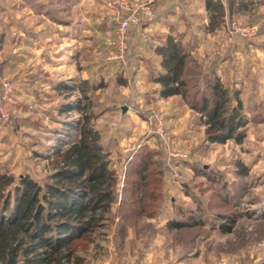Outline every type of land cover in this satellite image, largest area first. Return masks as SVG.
<instances>
[{
    "label": "rangeland",
    "instance_id": "rangeland-1",
    "mask_svg": "<svg viewBox=\"0 0 264 264\" xmlns=\"http://www.w3.org/2000/svg\"><path fill=\"white\" fill-rule=\"evenodd\" d=\"M109 1L0 0V104L4 81L15 85L7 118L0 115V173L45 182L57 147L66 148L89 115L118 183L111 208L74 241L79 264H264V0H236L232 11L229 0H212L226 8L213 12V30L207 0L163 8L181 22L173 34L191 50V95L200 98L211 70L239 92L242 142L207 141L199 112L179 94L151 104L129 94L142 57L135 36L148 43L156 33L143 25L159 17L158 0H126L151 4L154 16L130 26L123 52L116 32L126 12ZM141 61L149 77L160 69L154 55ZM153 113L187 157L168 153ZM175 220L195 224L175 228Z\"/></svg>",
    "mask_w": 264,
    "mask_h": 264
},
{
    "label": "trees",
    "instance_id": "trees-1",
    "mask_svg": "<svg viewBox=\"0 0 264 264\" xmlns=\"http://www.w3.org/2000/svg\"><path fill=\"white\" fill-rule=\"evenodd\" d=\"M235 1L229 0L231 11ZM206 5L211 11L208 29L213 30L219 24L213 12L223 16L226 8L212 0ZM157 52L162 69L153 79L160 84L159 94H179L196 109L206 126L207 141L233 138L242 142L246 119L239 92L231 93L211 70L202 75L204 86L198 88L201 95L196 100L186 75L191 50L178 36L168 34ZM56 155L55 168L43 183L28 174L0 173V264H79L75 239L90 231L115 201L118 177L89 115L83 118L75 139L64 149L57 147ZM147 169L145 164L141 170L146 184ZM193 224L175 220L171 225L182 228ZM231 229L222 228L224 232Z\"/></svg>",
    "mask_w": 264,
    "mask_h": 264
},
{
    "label": "crops",
    "instance_id": "crops-1",
    "mask_svg": "<svg viewBox=\"0 0 264 264\" xmlns=\"http://www.w3.org/2000/svg\"><path fill=\"white\" fill-rule=\"evenodd\" d=\"M175 2L177 3L176 0H158L156 3V7H157V19L152 22L151 24H145L143 25L145 28H153L156 27L157 30L153 31L154 35H152V39H150V41L147 43L145 41V37H143V35H136L135 36V40L137 41V46L134 47V50L137 51L139 50L140 53L137 54V56H142L140 59V62L138 61V65H139V69H138V73L136 72L135 76L133 77V81L132 84L130 85V89H129V94H133V95H137L136 92H140V99L138 98V101L140 102L142 95L143 97H145V100L147 103L151 104L153 102L155 103H166V102H170L173 98H179V96L177 94L175 95H171L168 97H163L159 94V88H160V84L156 81H154L153 77H149L148 75H146V72L148 71L146 69V66L143 64L144 62H142L141 60H145V58H150L151 56H156L158 58V64L157 66L160 68L157 71L162 69V66L160 65L161 63V55L157 52V46L165 40L166 36L168 34H173L180 26L178 25V23H181L180 21L178 23H176L175 21L172 20V18L170 17V13L168 10L167 11L168 15L166 17H164L165 15V11H163V8H167L170 9L171 6H173L175 4ZM177 4H175L174 7ZM170 6V7H168ZM77 31L76 30H72L71 33V44H75L74 41L77 38ZM64 38V36H63ZM63 40V39H62ZM134 40V42H135ZM147 40V39H146ZM140 45V47L138 46ZM137 47V48H136ZM74 48V47H72ZM140 48V49H139ZM200 50V49H199ZM108 56V55H107ZM61 57H64L63 52L61 54ZM76 60H78L77 57L73 58V61L75 62ZM63 65V64H62ZM61 65V66H62ZM151 86V87H149ZM151 88V89H150ZM152 90V91H151ZM143 93V94H141ZM128 94V95H129ZM153 95H156L155 99L153 97ZM135 98V96H134ZM133 101V100H132ZM142 101V100H141ZM122 111L120 112L121 115H126V107L124 105H120ZM125 107V109H124ZM172 115H176V114H172Z\"/></svg>",
    "mask_w": 264,
    "mask_h": 264
},
{
    "label": "built area",
    "instance_id": "built-area-1",
    "mask_svg": "<svg viewBox=\"0 0 264 264\" xmlns=\"http://www.w3.org/2000/svg\"><path fill=\"white\" fill-rule=\"evenodd\" d=\"M150 2L154 0H149ZM110 7H117L119 9H124L126 12V15L122 20L119 22V26L117 29V42L120 44V49L123 52L124 46H125V40L127 38V33L130 29V26L134 24H138L141 21L142 14H145V16L149 19H152L154 16V10L152 8V5L149 3L142 4L141 2H137L135 6H131V3H129L126 0H114L108 2ZM121 7V8H120ZM4 95H3V101L0 104V115L3 116V119L7 118L8 115V103H10L13 100V93L15 89V85L10 80H5L4 83ZM155 120V127H156V133L158 134L159 138L164 142L166 145V148L168 149V153L175 157H187L188 153L184 151H177L176 149L171 147L170 139L171 135L168 133L169 128L164 126L163 124V116L159 115V113H153L152 114ZM155 115V116H154Z\"/></svg>",
    "mask_w": 264,
    "mask_h": 264
},
{
    "label": "water",
    "instance_id": "water-1",
    "mask_svg": "<svg viewBox=\"0 0 264 264\" xmlns=\"http://www.w3.org/2000/svg\"><path fill=\"white\" fill-rule=\"evenodd\" d=\"M124 109H125V107H124Z\"/></svg>",
    "mask_w": 264,
    "mask_h": 264
}]
</instances>
